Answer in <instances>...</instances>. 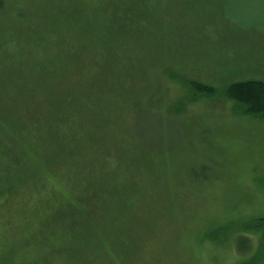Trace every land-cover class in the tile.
<instances>
[{
  "label": "rangeland",
  "instance_id": "374dc122",
  "mask_svg": "<svg viewBox=\"0 0 264 264\" xmlns=\"http://www.w3.org/2000/svg\"><path fill=\"white\" fill-rule=\"evenodd\" d=\"M1 4L0 134L32 140L53 167L74 150L97 178L84 199L93 214L69 213L72 230L43 254L48 264H101V250L115 264H264L262 242L241 254L235 241L264 218V120L220 99L190 104L156 73L219 88L264 82V0ZM176 103L180 115L168 110ZM10 168L0 153V175ZM42 230L30 240L38 253L39 236L52 237Z\"/></svg>",
  "mask_w": 264,
  "mask_h": 264
},
{
  "label": "trees",
  "instance_id": "16d2710c",
  "mask_svg": "<svg viewBox=\"0 0 264 264\" xmlns=\"http://www.w3.org/2000/svg\"><path fill=\"white\" fill-rule=\"evenodd\" d=\"M0 0V12L2 11ZM165 74L166 78L184 90L186 101L196 103L200 100H223L229 105V111L236 116L248 117L254 120H264V82L256 79L238 80L223 86L214 87L191 78H183L179 73L162 69L156 73ZM133 87V86H132ZM160 95L157 86L154 95ZM156 102V99H154ZM159 103V102H157ZM155 108V105H147ZM159 109H154L156 112ZM170 113L180 115L183 107L176 103L168 109ZM159 112V111H157ZM0 134V153L11 164L12 177L3 178L0 175V264H48L42 256L52 250L54 243L60 245L69 235L72 228L69 223V213L86 219L94 208L89 207L84 199L93 194L90 184L97 181L92 172V165L74 161V150L67 151V159L60 158L56 167L53 160H38L34 150V142L23 136L11 137ZM64 136V138H63ZM56 134L52 140L63 143L66 147L65 135ZM72 144V142H71ZM110 153L102 154V160L110 159ZM15 169H21V175L15 177ZM64 173L67 176H63ZM73 182L70 188L69 183ZM104 206H99L101 213ZM89 212V213H86ZM65 216L66 225L59 218ZM93 214V213H92ZM51 220H48L49 218ZM34 218L32 222L30 219ZM58 218V220H57ZM49 238L40 235L42 250L38 253L36 242L30 241L37 231L47 229ZM236 234L237 251L241 254L252 251V242L256 238L264 244V218L250 220L240 227ZM80 235L83 232L76 230ZM263 232L261 236L260 233ZM6 237V240H5ZM23 239L24 245L15 244V239ZM4 241V243L2 242ZM48 241V243H46ZM44 243L46 245H44ZM92 253L96 251L90 250ZM101 264H115L104 251ZM89 264V263H82Z\"/></svg>",
  "mask_w": 264,
  "mask_h": 264
}]
</instances>
